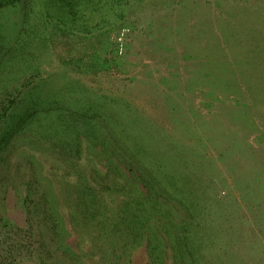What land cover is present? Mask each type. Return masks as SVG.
<instances>
[{"label": "rangeland", "instance_id": "374dc122", "mask_svg": "<svg viewBox=\"0 0 264 264\" xmlns=\"http://www.w3.org/2000/svg\"><path fill=\"white\" fill-rule=\"evenodd\" d=\"M68 1L0 0V264H264V0ZM113 122L194 231L112 247L73 200Z\"/></svg>", "mask_w": 264, "mask_h": 264}, {"label": "trees", "instance_id": "16d2710c", "mask_svg": "<svg viewBox=\"0 0 264 264\" xmlns=\"http://www.w3.org/2000/svg\"><path fill=\"white\" fill-rule=\"evenodd\" d=\"M56 1L70 5L72 11L76 7L68 0ZM31 119L34 120V116L32 118V115L25 114L15 123V127ZM97 130L103 133L94 146L95 152L102 157L95 167L100 177L98 180L88 179L84 190L74 192L72 198L86 210L84 212L89 211L100 219L98 227L103 233L114 234L112 247H116L115 243H120L116 242L117 237L136 238L134 233L143 235L144 240L149 236L165 238L164 243L167 239H174L177 231L174 230L175 225L172 227L175 218L178 220L177 224H181L180 227L187 229L186 232L194 231L200 212L184 187L165 179L159 171L150 169L114 122L100 125ZM9 133L12 134L13 129ZM93 184H97L98 188H93ZM102 185L107 186L109 191L116 190V194H110ZM91 194V200H83ZM113 210L117 211L113 213ZM112 213L114 219L109 223ZM93 215L92 218L97 219ZM166 260L164 255L163 263Z\"/></svg>", "mask_w": 264, "mask_h": 264}]
</instances>
